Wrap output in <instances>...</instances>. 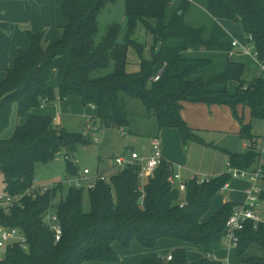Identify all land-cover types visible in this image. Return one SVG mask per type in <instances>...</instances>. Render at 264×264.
<instances>
[{"label": "trees", "instance_id": "obj_1", "mask_svg": "<svg viewBox=\"0 0 264 264\" xmlns=\"http://www.w3.org/2000/svg\"><path fill=\"white\" fill-rule=\"evenodd\" d=\"M115 1L66 0L61 10L68 23L54 43H47L44 33L26 30L31 49L19 52L14 66L0 82V173L4 177V192L25 194L35 184L36 163L52 161L61 152L69 157L68 173L78 175V168L67 152L86 144L89 135L58 128L54 117L33 113L42 105L71 96L96 109L101 124L96 132L105 126L129 127L132 115L128 100L138 99L148 114H154L157 131L177 128L184 145L191 140L202 141L183 118L185 102L229 106L241 123V138L258 139L253 120H264V77L246 81L245 63L229 59L224 72L204 79L197 76L198 72L212 61L191 58L186 52L231 51L233 38L222 22L233 21L241 25L246 38L252 36L259 57L263 58L264 0H209L206 9L215 19L209 40H205L203 28L187 23L189 0H182L169 20L167 11L173 0H125L124 41H119L122 25L112 23L97 44L99 14ZM139 24L153 36L149 58L144 56L146 46L133 38ZM130 47L137 50L141 59L136 72L127 70ZM111 60L115 63L112 72L93 76L97 70L108 67ZM157 74L160 78L154 81ZM54 79L57 89L51 84ZM232 81L237 82L234 93L229 90ZM14 107L18 124L13 134L4 138L2 134L10 125ZM246 110L250 116L248 122ZM227 152L229 163L238 169L253 167L260 158L256 147L245 152ZM171 169L166 160L157 168L155 176L146 183L143 203L138 191L137 166L110 175L108 181L106 176L99 179L92 190L69 187L66 197L58 203L55 199L61 194L63 183L37 198L25 196L23 205L16 206L10 214H2L1 220L24 231L28 249L18 245L9 248L0 264L117 263L120 256L113 243L129 248L137 241L153 251L164 238L199 246L204 255L190 261L188 249L181 246L171 252L172 260L152 252L143 264H225L210 256L214 245L223 240L226 221L236 203L229 199L220 210L206 217L214 197L231 180L232 174L227 171L203 183L191 181L184 194L169 183ZM86 191L91 202L89 211L84 208ZM184 198L186 204L181 206L180 200ZM49 209L57 212L63 227L59 241H55L54 233L43 224V215ZM253 244L264 249V223L255 227L249 222L236 248L244 264H264L263 256L245 255Z\"/></svg>", "mask_w": 264, "mask_h": 264}, {"label": "rangeland", "instance_id": "obj_2", "mask_svg": "<svg viewBox=\"0 0 264 264\" xmlns=\"http://www.w3.org/2000/svg\"><path fill=\"white\" fill-rule=\"evenodd\" d=\"M189 1H191V6L186 14V21L195 28H203L204 38H208V36L212 35L215 21L206 9L208 0ZM181 4L182 0H173V5L167 11V15L169 16V18L173 15L177 8L181 6ZM112 23H120L122 25L123 30L119 37V41L123 42L127 26L125 0H116L113 3H109L102 9L98 17L99 31L95 37L97 44L101 42V40L107 33L108 26ZM222 25L228 26V30L230 31V33L239 40L241 45H246V38L243 36L244 32L240 24L233 21H225L222 22ZM133 38L146 46L144 56L146 58H149L150 47L153 44V36L146 32L142 24H139L135 34L133 35ZM239 48H241L243 52V47L239 46ZM207 53H210V55L208 54L207 58H211L212 63L210 66L204 67L203 69L214 74L213 72L218 71L215 69L219 68V64L216 56L212 55L217 54L218 57H221L224 60V63H226V61L228 60V52L221 50L212 52L210 51ZM243 53L247 55L245 52ZM245 58L246 59H244V62L247 65L245 78L250 80L253 77L254 72L256 71V67L254 66V62L251 60L252 58L249 55L245 56ZM140 60L141 59L137 50L133 47H130L128 53L127 70L129 72L138 71L140 69ZM114 66L115 63L113 60H111L108 67L97 70L93 74V76L106 75L114 70ZM51 84L55 89H57V79L52 80ZM234 85L235 82H232L229 85V90L231 92L235 90ZM128 101L132 117L130 126L127 128H123L127 133L125 136H123V129L114 126H105L103 127L102 131L95 132L94 134L90 133V135V130L87 126H89V124L92 125L98 123L97 127H99L101 124L99 123L98 118H96L97 114L93 107L84 106L81 100H78L77 98H70L66 102H60V100L57 99L56 102H54L56 103L54 107H52L53 104L42 105L37 109V114H51V116L56 118L55 123L60 124L61 127H64L72 132L89 135V140H87L86 144H79L73 152H67L70 155V161L73 162L74 165L78 168V173H82L85 168H89L94 174H96L97 172L103 174L105 173L107 177L106 181H108L110 175L116 174L121 171V168L116 164V157L119 155L127 154L128 147H135L137 150L139 149V145L136 141H132L134 142L133 146L130 145L129 140L134 138L137 139L135 135L138 134V132H140L144 136H150V132H154L156 130L154 114H148L140 100L130 99ZM245 117H248L247 110L245 112ZM87 123L88 125H86ZM17 124L18 116L16 107H14L10 125L3 132L2 137H10L13 134ZM57 127L60 128L59 125H57ZM253 129L254 132L259 136V147V144L261 143L264 136V120L254 119ZM201 137L202 141L191 140L187 145H184L183 142L180 152L175 151V155H179L178 160H180L182 167L185 169V177L187 178L192 177L193 175H198L200 177L212 176L213 174H216L214 173V171L218 169L220 170V172L227 169L229 170L227 164L229 163V156L227 155V152L224 150V148H229V150H231L232 152L245 149H243V143H245V141H242L239 134L236 133L208 131L201 133ZM172 150H177L176 146L172 145ZM174 167H176V165ZM69 177L74 176L70 175L67 171V160L64 152L57 154L52 161H40L35 165V185L37 184L46 186L49 187V190H51L57 186L56 184L63 183V190L62 192H59V194H61L58 195V197L55 199V203H58L62 198L66 197L68 189L70 187L67 183ZM238 179L250 183L247 178H231V180L228 182L230 188L224 191L221 190L214 197L212 203L213 211L218 210V208L222 206L223 199L232 198L233 186L234 184H236V181H238ZM246 184L247 183H242L240 185V188L238 189H242ZM38 187L40 188V186ZM3 191L4 177L0 173V193ZM90 207L91 202L88 191H86L84 195V208L86 211H89ZM258 210L264 217V198L261 200V206ZM131 246L129 248H131ZM124 249L129 250L126 248H123L122 250ZM122 250L118 253L120 256V261L117 263L100 261L87 262H98L100 264H142L141 259H134L129 255V252H122ZM164 251L167 255V249H164ZM145 252L147 251H144V253L142 254H145ZM198 252L202 254V248H200L199 246H191L188 254L189 260L193 261L197 259ZM213 255L219 260H224L226 264H244L242 258L237 255V249L234 247H226L223 243V240L214 245ZM213 255H211L210 257L214 258ZM245 255L256 256V254ZM194 256H197V258Z\"/></svg>", "mask_w": 264, "mask_h": 264}, {"label": "crops", "instance_id": "obj_3", "mask_svg": "<svg viewBox=\"0 0 264 264\" xmlns=\"http://www.w3.org/2000/svg\"><path fill=\"white\" fill-rule=\"evenodd\" d=\"M65 1L66 0H0V48H1V51H0V82L6 76L7 70L14 66L15 60L18 57L19 52L29 51L31 49V43L26 35L27 29H30L34 32L44 33L45 41L47 43H54L61 38L62 29L68 23L67 18L64 16L61 10V6ZM208 1H207V4H208ZM170 18L167 15V20H169ZM223 27L232 36L233 40L237 39L230 33V31L228 30V26L223 25ZM211 36H208V38H205V40H209ZM243 36L246 38L245 33L243 34ZM207 52H210V51L189 50L188 52H186V55L191 58H205V59H210L212 61L211 58H207L208 54L210 55V53H207ZM247 55H245L242 52L239 46H236L235 48H232V50L228 52V60L231 59L233 61H239V62L245 63L244 59H246L245 56ZM212 56H216L217 58L219 68L215 70H218V71L213 72L214 74H212V72L205 71V69L202 68L198 72L197 76L203 77L204 79H210L214 75L220 74L226 70L228 60L226 61V63H224V60L221 57H218L217 54H214ZM249 56L252 58L251 60L254 62L256 71L254 72V75L250 80L246 79L245 75H244V79L246 81H252L255 78L263 77V75L260 73L259 65L256 59L251 55ZM233 57H236V58H233ZM246 71H247V65H246ZM232 82H235L234 86L236 89L237 82L236 81H232ZM234 91L233 92L230 91V92L234 93ZM70 98L72 99L77 98L78 100L80 99L79 97L71 96L67 100H64V102L68 101ZM60 102H63V101H60ZM55 105L56 103H53L52 107H54ZM93 109L96 112V109L94 107ZM33 113L37 114V109H35ZM42 115L51 116V114H42ZM182 115H183V118L186 120V122L189 124V126L200 137H201V133L208 132V131L232 132V133L239 134L240 136L241 123L233 116L230 107L227 105H218V104L207 105L205 103L185 102L183 104ZM249 120H250V116L248 114V117L247 118L245 117V121L248 122ZM20 121L21 119H19V122ZM57 125L61 126L60 124H57ZM86 125H88V123ZM100 131H102V129ZM156 134L157 136L160 137L162 141V150H163L164 159L167 162H169L174 169H180L183 175L185 176L186 171L182 167L180 160H178L179 155H175V151L180 152L181 145L183 143L182 136L177 128H163L162 130H159V131H157L156 129L154 132H150V136H144L143 134L138 132V134L135 135L137 139L135 138L130 139L129 143L130 145H133L134 142L132 141H136L139 145L138 151H141L143 153H149L151 139ZM241 140L245 141L242 138ZM172 145L176 146L177 150H172ZM132 148L136 149L135 147H132ZM244 148H245V145L243 143V149ZM224 150L226 152L231 151L229 150V148H224ZM246 150L247 149L245 148L244 150H238V151H233V152H245ZM227 155H228V152H227ZM175 165L176 167H174ZM227 171L228 169L220 172V170L218 169L214 171V173L216 174H213L212 176L220 175ZM104 175L106 176L105 173ZM242 183H247V184L244 185L242 189H238L240 188V185ZM250 186L251 184L249 182L247 181L244 182L243 180L238 179V181H236V184H234L233 186L232 198H231L232 200L230 198L223 199L222 206L229 199L233 201L234 203H239V202L244 201L246 198V192L250 188ZM222 206L218 208V210H220ZM218 210L213 211L211 207V210L207 214L206 218H209L214 212ZM131 245H132L131 248H126L129 250H125V249L122 250L124 247L121 246L119 242L113 243V246L118 253L121 250L122 252H126V253L129 252L130 256H132L134 259L135 258L141 259V262H143L145 258L150 256L152 252H156L157 254L162 255V256H167L175 248L181 247V246L186 247L188 249V254H189V249L191 246H193V245H189V244L183 243L175 239H168V238L160 239L158 241L156 248L153 251L143 248L137 241H134ZM250 247L251 248H249L246 252L247 255L256 254V255L264 257L263 248H261L257 244H254ZM164 249H167V252H168L167 255ZM144 251H147V252H145V254H142L144 253ZM201 255L202 256L204 255V251L202 252V254L198 252V258L202 257ZM194 257L197 258V256H194ZM214 258L217 259L215 256ZM221 261L224 262V260H221ZM82 264H100V263L84 262Z\"/></svg>", "mask_w": 264, "mask_h": 264}, {"label": "built area", "instance_id": "obj_4", "mask_svg": "<svg viewBox=\"0 0 264 264\" xmlns=\"http://www.w3.org/2000/svg\"><path fill=\"white\" fill-rule=\"evenodd\" d=\"M247 38L246 45H241L237 39H234L232 44L234 47L242 46L243 52L253 56L256 59L259 65L260 73L264 77V57H259V53L253 44L252 36ZM159 78L160 74H157L153 77V80L157 81ZM88 129L90 130L89 134H94L98 130V127L90 125ZM122 132L123 136L127 134L125 129H123ZM258 143V139L245 140L244 143L247 150L256 147L260 153V158L255 166L249 167L247 169H238L233 168L230 163H227L229 167L228 171L231 172L232 178H247L251 184L250 188L246 192L245 200L236 203L232 214L226 221V230L223 236V243L229 248L238 247L241 239V232L245 230L249 222H253L255 227H257L259 223H264V217L258 210L261 206V196L264 193V139H262L259 147ZM65 157L66 159L69 158L68 156ZM164 160L162 141L159 136H154L151 139L149 153H143L132 147H128L127 154L119 155L115 159L116 164L121 168V170L128 166L138 167V191L141 193V203L144 202L145 186L148 179L155 176L157 168ZM211 177L212 176L200 177L198 175H193L192 177L187 178L183 175L180 169H174L172 167L168 176V181L172 187L178 188L182 193L186 194L188 190V184L191 181L203 183L210 180ZM104 178L105 175H103V173L97 172L94 174L92 173L91 169L85 168L82 173H78V175H74V177H69L67 183L70 187L92 190L96 187L97 181ZM36 185L34 184L33 187L23 195H13L4 191L0 193V262L4 259L9 248H13L14 246L18 245L25 250L28 249V241L24 231H22L20 228L3 224L1 215L10 214L16 206H22L23 198L25 196L37 198L38 195L45 194L49 191V187ZM38 186H40V188ZM228 187L229 183H226L222 190L224 191ZM185 204V198L181 199L180 205L184 206ZM43 224L54 233L55 241L61 240L63 235V227L55 210L49 209L46 211V213H44ZM166 257L168 260L173 259V255L171 253Z\"/></svg>", "mask_w": 264, "mask_h": 264}]
</instances>
